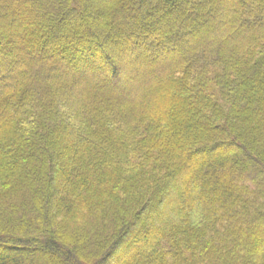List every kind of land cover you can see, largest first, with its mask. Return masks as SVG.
<instances>
[{"label": "trees", "instance_id": "16d2710c", "mask_svg": "<svg viewBox=\"0 0 264 264\" xmlns=\"http://www.w3.org/2000/svg\"><path fill=\"white\" fill-rule=\"evenodd\" d=\"M0 264H264V0H0Z\"/></svg>", "mask_w": 264, "mask_h": 264}, {"label": "rangeland", "instance_id": "374dc122", "mask_svg": "<svg viewBox=\"0 0 264 264\" xmlns=\"http://www.w3.org/2000/svg\"><path fill=\"white\" fill-rule=\"evenodd\" d=\"M223 149H227V148H225V147H223V148H216V151L217 150H223Z\"/></svg>", "mask_w": 264, "mask_h": 264}]
</instances>
